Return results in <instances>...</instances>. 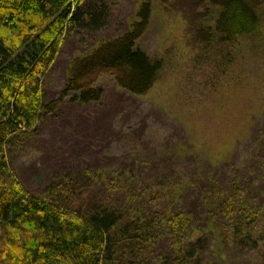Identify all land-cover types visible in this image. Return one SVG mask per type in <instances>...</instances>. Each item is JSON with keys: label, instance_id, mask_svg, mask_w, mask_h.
<instances>
[{"label": "rangeland", "instance_id": "obj_1", "mask_svg": "<svg viewBox=\"0 0 264 264\" xmlns=\"http://www.w3.org/2000/svg\"><path fill=\"white\" fill-rule=\"evenodd\" d=\"M142 1L110 0L102 29L63 33L41 78L45 104L61 96L78 58L129 29ZM149 1V21L136 46L161 62L152 87L133 95L111 74L99 73L91 82L103 90L101 99L82 104L71 91L53 112L42 111L28 136L17 134L21 140L7 150L8 164L23 189L35 196H42L59 175L90 169L95 174L91 191L102 195L98 175L135 172L134 188L168 186L174 194L168 199L165 192L150 207L170 200L174 209L192 212L200 223L208 217L198 198L206 174L223 187L230 177L251 182L246 197H257L259 214L248 218V227L241 220V229H248L252 240L243 233L233 236L235 219L227 238L215 225L202 235L207 248L201 264H264V0H257L255 30L231 44L213 32L220 6L205 2L194 11L189 0ZM183 7L202 15L191 20ZM200 26L211 29L209 42L195 38ZM164 190L169 191H159ZM207 226L209 232L212 225ZM201 233L194 232V238Z\"/></svg>", "mask_w": 264, "mask_h": 264}, {"label": "trees", "instance_id": "obj_2", "mask_svg": "<svg viewBox=\"0 0 264 264\" xmlns=\"http://www.w3.org/2000/svg\"><path fill=\"white\" fill-rule=\"evenodd\" d=\"M109 1L0 0V264H201L205 232L218 225L227 238L228 224L235 219L233 236H239L241 220L248 227V218L259 214L257 197H246L251 182L230 177L223 187L209 174L199 189L201 207L208 213L201 223L192 212L174 209L170 200L150 207L165 192L168 199L174 194L168 186L134 188L138 175L131 171L98 175L102 195L91 191L89 180L95 174L90 169L55 177L42 196L23 189L8 164L7 150L20 135L31 133L42 111L53 112L71 91L79 103L99 101L103 90L91 80L102 72L131 94L143 95L161 68L160 61H151L136 46L150 17V1H142L129 29L78 58L61 96L44 103L41 78L59 50L61 36L70 29H102L109 18ZM205 2L221 7L213 32L222 41L231 44L255 30L257 0H189L194 11ZM183 10L191 20L202 15ZM194 36L209 42L212 32L200 26ZM257 174L254 183L259 181ZM164 188L169 191H159ZM219 218L226 219L221 226ZM199 229L203 233L194 238ZM243 236L252 240L248 229Z\"/></svg>", "mask_w": 264, "mask_h": 264}]
</instances>
